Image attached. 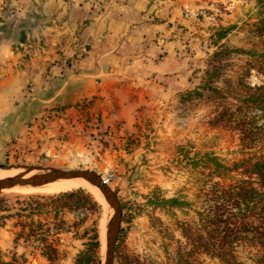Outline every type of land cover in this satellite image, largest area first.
Instances as JSON below:
<instances>
[{
	"label": "rangeland",
	"instance_id": "obj_1",
	"mask_svg": "<svg viewBox=\"0 0 264 264\" xmlns=\"http://www.w3.org/2000/svg\"><path fill=\"white\" fill-rule=\"evenodd\" d=\"M153 1L157 9L171 4L178 10L171 23L178 65L158 78L155 87L150 83L140 86L133 103L127 105L128 118L114 116L115 107L103 118L95 96L68 106L49 105L37 100L48 92L34 95L28 88L23 103L35 101L29 116L12 135L0 137V168L7 170L5 173L21 176L31 168H81L94 170L108 180L121 206L114 264H192L189 256L184 262L178 258L179 253L190 250L180 226L196 219L201 191L213 180L226 184L240 179L254 181V176L242 173L243 160L264 158L263 138L244 143L236 130L211 122L217 106L234 102L238 78L251 85L264 81L254 69L244 72L253 59L246 51L257 48L249 38L250 25L257 20L255 0ZM38 2L0 0V23L7 28L11 17L23 21L21 14L33 10ZM220 29L228 31L216 39L214 34ZM224 45L243 49L231 52L213 83L227 92L226 99L206 93L192 97L188 92L203 82L209 56ZM76 46V41H71L66 48L75 50ZM63 49L58 50L59 62L67 67L72 54ZM246 115L257 116L259 112L248 109ZM212 163L224 168H215ZM213 169L217 171L212 174ZM48 195L9 189L0 192V262L73 264L79 257L81 264H102L100 231L106 224L108 206L90 194L98 206L74 204L54 214L44 200ZM148 197L153 201L178 197L185 204L161 206L149 202ZM95 233L98 246L92 242ZM49 246L55 253L50 254ZM254 253L249 247L238 248L245 264H254ZM198 259V264H219L203 253Z\"/></svg>",
	"mask_w": 264,
	"mask_h": 264
},
{
	"label": "crops",
	"instance_id": "obj_2",
	"mask_svg": "<svg viewBox=\"0 0 264 264\" xmlns=\"http://www.w3.org/2000/svg\"><path fill=\"white\" fill-rule=\"evenodd\" d=\"M177 13L171 4L157 9L153 0H40L21 14L23 21L0 23V137L29 116L35 101L23 103L28 88L48 92L37 100L49 105L95 96L103 118L111 107L114 116L128 118L140 86L155 87L177 69L171 32ZM71 41L78 48L67 50ZM60 48L72 54L68 68L60 65Z\"/></svg>",
	"mask_w": 264,
	"mask_h": 264
},
{
	"label": "trees",
	"instance_id": "obj_3",
	"mask_svg": "<svg viewBox=\"0 0 264 264\" xmlns=\"http://www.w3.org/2000/svg\"><path fill=\"white\" fill-rule=\"evenodd\" d=\"M257 20L250 25L249 38L257 48H251L246 53L253 57L244 68L245 74L250 69L264 77V0H255ZM228 29H220L214 34L216 39L223 38ZM243 49L230 48L226 45L218 47L208 58L203 82L188 94L192 97H202L203 94L219 95L226 99V91L213 85L223 72L225 61L231 52ZM244 52V51H243ZM251 67V68H250ZM236 82L239 92L232 98L234 102L223 103L211 119L214 124L230 127L236 130L244 143L264 139V81L259 85H251L238 78ZM248 109H255L259 115H246ZM258 117L262 121L258 122ZM259 135V137H258ZM242 173L254 176L255 180L240 179L235 183L211 181L204 191H201L200 209L196 211V219L181 224L186 243L190 245L187 253H179V260L198 264L199 254H206L219 264H245L238 255V248L245 246L255 249L252 257L254 264H264V158L250 157L243 160ZM215 164V168L220 163ZM217 169H213V174ZM219 174V171H218ZM50 204V209L57 214L76 205L91 203L98 206L96 200L81 188L61 191L44 197ZM149 202L161 206L181 207L185 201L178 197H159ZM39 204V202H37ZM47 205V204H45ZM93 246H98L97 234H94ZM50 254L55 253L53 247H48ZM48 258L51 256L47 255ZM0 264H14L1 261ZM73 264H81L77 257Z\"/></svg>",
	"mask_w": 264,
	"mask_h": 264
},
{
	"label": "water",
	"instance_id": "obj_4",
	"mask_svg": "<svg viewBox=\"0 0 264 264\" xmlns=\"http://www.w3.org/2000/svg\"><path fill=\"white\" fill-rule=\"evenodd\" d=\"M32 169V168H31ZM31 169H28L30 171ZM49 174L34 175L28 178H22V175L0 179V192L4 188L13 187L16 185H36L43 182L52 181L61 177L79 176L90 181L102 193L107 203V206L113 209V215L108 219L105 230L108 232V237L105 242V257L102 264H114L115 248L117 237L119 234L121 222V206L117 199L116 193L108 186L106 180L94 170L89 169H58L50 170Z\"/></svg>",
	"mask_w": 264,
	"mask_h": 264
},
{
	"label": "bare ground",
	"instance_id": "obj_5",
	"mask_svg": "<svg viewBox=\"0 0 264 264\" xmlns=\"http://www.w3.org/2000/svg\"><path fill=\"white\" fill-rule=\"evenodd\" d=\"M7 170L1 169L0 168V179L4 178H14L17 177L16 175L12 173H5ZM51 171L50 170H45V171H28L25 172L24 175H22V178H28L34 175H41V174H49ZM4 173V174H3ZM19 175V174H18ZM107 183V182H106ZM108 184V183H107ZM109 186V185H108ZM81 188L88 193H90L98 202L102 203L103 205H107L104 196L102 195L101 191L94 186L90 181L85 180L82 177L79 176H70V177H61L52 181H47L43 182L41 184H36V185H16L13 187L9 188H4L3 190H14L17 193L20 194H35V193H40V194H56L61 191H68L72 189H77ZM111 188V187H110ZM112 189V188H111ZM109 209L107 210V219L105 220L106 223L109 218L112 217L113 215V209L108 207ZM105 225L103 224L101 227V233H100V240L102 243V255L105 257V242L108 237V232L105 230Z\"/></svg>",
	"mask_w": 264,
	"mask_h": 264
},
{
	"label": "built area",
	"instance_id": "obj_6",
	"mask_svg": "<svg viewBox=\"0 0 264 264\" xmlns=\"http://www.w3.org/2000/svg\"><path fill=\"white\" fill-rule=\"evenodd\" d=\"M105 179V178H104ZM106 180V182L108 183V180L107 179H105Z\"/></svg>",
	"mask_w": 264,
	"mask_h": 264
}]
</instances>
